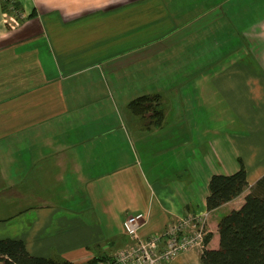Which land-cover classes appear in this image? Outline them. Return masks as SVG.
Wrapping results in <instances>:
<instances>
[{"label": "crops", "instance_id": "1", "mask_svg": "<svg viewBox=\"0 0 264 264\" xmlns=\"http://www.w3.org/2000/svg\"><path fill=\"white\" fill-rule=\"evenodd\" d=\"M18 1L20 19L0 0V238H21L34 255L103 262L128 242V214H148V236L208 208L211 176L242 159L248 188L210 210L206 249L218 248L220 219L264 175V0ZM112 92L160 94L163 122L128 118L132 99L123 114ZM172 108L186 144L167 160L173 175L149 179L145 157ZM201 254L171 264H203Z\"/></svg>", "mask_w": 264, "mask_h": 264}, {"label": "trees", "instance_id": "2", "mask_svg": "<svg viewBox=\"0 0 264 264\" xmlns=\"http://www.w3.org/2000/svg\"><path fill=\"white\" fill-rule=\"evenodd\" d=\"M2 10L20 19L18 0H1ZM35 15V10L29 15ZM139 115H148L160 125L164 109L160 94H143L128 103ZM207 207L209 210L230 201L248 188L247 169L240 159V168L232 174H213L209 181ZM220 244L216 249H204L203 264H264V175L247 194L239 209L224 215L219 221ZM209 237V236H208ZM104 258L95 257L82 264H98ZM0 261L5 264H77L66 259L30 253L21 238H0Z\"/></svg>", "mask_w": 264, "mask_h": 264}, {"label": "built area", "instance_id": "3", "mask_svg": "<svg viewBox=\"0 0 264 264\" xmlns=\"http://www.w3.org/2000/svg\"><path fill=\"white\" fill-rule=\"evenodd\" d=\"M146 212L131 213L123 221L128 242L110 259L98 264H171L190 249L204 250L209 236L210 210L204 208L174 217L161 230L143 236Z\"/></svg>", "mask_w": 264, "mask_h": 264}, {"label": "rangeland", "instance_id": "4", "mask_svg": "<svg viewBox=\"0 0 264 264\" xmlns=\"http://www.w3.org/2000/svg\"><path fill=\"white\" fill-rule=\"evenodd\" d=\"M113 98L114 100L118 103L119 105V109L120 111H122V113L124 112V103H126V101H130L131 99L138 97V95L141 94H136V93H131V92H127V93H117V92H112ZM195 95V94H194ZM197 97L199 98V95H197ZM199 100V99H198ZM123 102V105H122ZM200 103V101H199ZM198 103V104H199ZM174 106L177 108H180V103H177L176 101L173 104V108ZM200 107V105H198ZM126 108V107H125ZM173 108H172V112L171 115L168 117L169 119H167V122H165V125L163 127V129H161L158 133L161 134V139H155L152 140L150 142V147L148 148V157H145L146 159L150 160L152 163V168L149 169V172H147V176L149 179H151V175L152 173H155L156 175H160L162 178H166L168 176L173 175L172 171L174 170V168L171 169V171L169 170V167L167 165V160L169 158H173L172 157V151L177 148V150H181L182 146H185V141L181 140L182 139V129H183V120H179V118L177 116L174 115L173 113ZM126 112H128L127 117L128 118H132V116H137L135 118H138L139 120H144L143 117H141L140 115H136L134 114L129 108L125 109ZM181 110V109H180ZM124 114V113H123ZM201 114V108L197 109V116H200ZM201 119V116L200 118ZM128 128L130 130L131 133V139H132V143L131 147H129V159H130V163H134L137 164L139 159H142L143 157H141V150L139 147V142H137V136H139V134H137L136 132H140L139 127L137 126H133V124L128 125ZM142 133H144L143 135H149L152 134L153 131H149V130H144L141 131ZM178 134V138H177V143L174 141H171L169 139V136L172 134ZM180 134V135H179ZM147 145V142H145ZM135 145V146H134ZM143 156V155H142ZM183 158H180L178 155L177 157H175V161H176V167H179V165L182 164L183 162ZM133 164V165H134ZM136 166V165H135ZM133 166L131 172H137V168ZM168 167V168H167ZM147 189V188H146Z\"/></svg>", "mask_w": 264, "mask_h": 264}]
</instances>
